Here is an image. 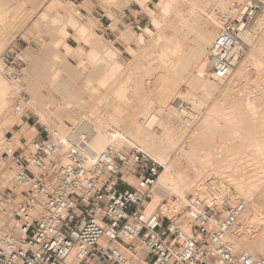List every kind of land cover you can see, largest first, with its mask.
Instances as JSON below:
<instances>
[{
  "label": "built area",
  "instance_id": "built-area-1",
  "mask_svg": "<svg viewBox=\"0 0 264 264\" xmlns=\"http://www.w3.org/2000/svg\"><path fill=\"white\" fill-rule=\"evenodd\" d=\"M261 4L228 0L218 12L208 48L212 80H227L248 49ZM13 46L0 54V74L17 80L22 60ZM27 103L17 93L14 111ZM57 132L40 124L31 139L21 135L14 143L10 134L0 141V264H264L263 256L238 252L228 239L244 211L241 201L195 196L172 216L147 211L160 163L112 141L91 152L85 134L76 140Z\"/></svg>",
  "mask_w": 264,
  "mask_h": 264
},
{
  "label": "bare ground",
  "instance_id": "bare-ground-1",
  "mask_svg": "<svg viewBox=\"0 0 264 264\" xmlns=\"http://www.w3.org/2000/svg\"><path fill=\"white\" fill-rule=\"evenodd\" d=\"M20 1L22 2V0ZM105 1L107 2V4L112 5L117 0ZM135 1L139 2L138 4L145 7L144 3H142L143 0ZM179 1L181 0H157L156 7L160 12L161 17L155 14L154 11L152 12V10H147L145 8L150 16L153 27L157 31L154 33V31L150 27H143L141 32L135 36L136 46L139 44L143 45L145 41L147 42L146 45L148 44L149 46H151L150 44L155 43L156 45L159 41L163 39L166 40L165 44L167 43V46L165 45L166 47L161 49L159 53L157 52V56L155 58L161 62V65H168L167 69L170 68L171 71L168 69L170 74L171 72L173 73V71L174 73L176 71L184 72L185 69L190 71V73L188 72L189 74L186 73L188 76H190V78L188 79L189 82H187L190 86L200 87L205 95L211 94L213 92L221 93L224 90L232 91L233 84L241 83V81L243 80L246 81V86L244 89H247V92H250L252 94L247 93L244 94L242 98H236V100H234V102L225 109L219 110L215 105H213L215 106V108L212 106L214 109H208L206 114H204L200 118L199 122H197L196 120L195 122H193V116H191V114L187 112L186 109H179L166 102L165 97L169 95V93L174 92V90L176 89L172 91V86L167 85V87L164 85L163 89L165 90V92L163 91V93L161 91L163 95L160 94L158 98V104L154 105L153 110H151L152 108H149V106H151L149 99H144L142 96L144 94L141 91L143 87L142 82L140 83L138 81L139 79L135 80V70H141L140 67L137 68V66L140 64H137L136 67H128V65L125 66L122 62H119L120 59H118L119 61L116 60V58L114 57V51L116 50H114V48L113 51L109 47H106L102 42H99L100 38L98 35L96 36L95 34L88 32L90 31L88 30V25L81 23L75 16H72L70 14L67 15L66 7L68 6L63 4L61 1L51 0L48 4L41 5L43 10L41 9L42 12L41 14H38V17L41 18L42 16L40 15L46 16L48 13L47 11L50 10L51 12V10H53L55 12V15H53V12L51 20L52 22H56L62 17V23L71 26L72 29L75 30L76 34L74 33V35L76 37L78 35V38L81 37L80 40L84 39L86 43H88L87 41L89 40L93 41V43L89 41L93 44V46L87 51V59L85 58L86 61L90 63L89 64L87 62L89 64L90 70L88 71L85 67L86 65L85 63H83L84 59L82 60V62L79 60L80 63L78 64H80V67L86 68L85 70H87L88 72L84 73V69H81L80 71L83 70V72L79 77L78 75L77 77H70L73 80V85H69V83H64V80L60 78L62 81H64L62 82L57 77V71L53 70V68L51 67L53 64L47 65L43 62L41 53L34 59H32V56L28 57V52H25L28 59H30L28 67H25L23 70L26 72V91L29 94L28 103L25 105V108H33L34 110H36V112H38V116L41 115L40 117H42L44 114V118L47 117V120L51 122L52 125L45 123L47 120L44 123L48 126L54 125L53 127L57 128L58 130L57 134L61 136L70 135L72 139L77 140L80 138L81 134H85L86 139H84V141H86L88 149L91 152H98L108 142L112 141L119 147L137 146V148H140L142 151L148 153L152 158L160 163L162 169L155 184V190L152 200L147 204V211H154L156 207H159L162 213H166L171 216L173 212H175L177 206L184 205L185 203L187 204L188 200L192 199L195 196L203 199L205 202L217 200L222 203L225 202V197H228L231 203L226 202V204H232L236 202L237 199H241L240 201L244 205V211L239 217L237 223L228 233V239L232 242L236 251L249 252L255 255H258L256 254V252L259 251V253L264 257V188H262V190H258L260 183H263L264 185V116L262 115V111L257 109L256 105V100H264V35H260V37L257 38L256 42H253L256 27L260 25L259 23L260 20H262V18L264 17L262 16V14L264 15V13H257L256 22L253 24L247 36L249 47L227 79L228 83L226 84V86H222L221 84V86L223 87L222 88L218 83H221L223 81L211 83L208 80V77L210 75L208 74L209 72L206 69L209 63L207 48H209L217 32L218 12L226 9L228 0H209L214 5V7L210 11H207L204 5L202 6V4L197 3L198 1L189 0L191 7L189 8V16L187 18L182 17V15L180 16L178 14V11L176 10V3ZM187 1L188 0H186V2ZM258 1L262 3L260 6V9H262L264 7V3L262 0ZM29 2H31L29 4L31 6V4L37 1L29 0ZM29 2L27 1V3ZM23 3L26 2L24 1ZM88 7H90V3L86 5L85 9ZM37 8H39V5H37ZM68 11H70L69 8ZM199 11L205 12L206 16L204 17L205 20H203L201 23H198V20L200 18V16L198 15L200 14ZM171 12L176 16H179V18L177 16L179 20V23H177L178 26L173 24L172 22H166V18L169 16V14H171ZM45 16L43 19H45ZM56 23L58 25L60 22L58 23L57 21ZM37 24L38 23L35 21L33 22L32 26L34 25L35 27L37 26ZM63 24L60 28H56L58 26L55 27L56 36H54V40L52 41V43L57 44V47L62 44L61 43L58 45V43L63 40L62 38L67 34V31L64 29ZM196 24V27L198 29L195 28V33H197L196 38L194 39L195 43L191 49L187 48V50H185V45H183L180 40L182 35L181 31L187 27L192 28L194 27L193 25ZM162 26H171L175 29L176 32L170 35H166L163 31L164 29H160L162 28ZM51 28L53 29V27ZM46 30H50V28H47ZM87 32L89 34H87ZM145 36L149 38L150 36H153L154 38L152 37V40H150L153 41V43L148 42L149 38L145 40ZM121 37L127 44L128 51H131V46H129V44L131 38L134 37V34L128 31H123L121 33ZM95 41H97V43ZM54 45L52 48H55ZM142 45L141 47H143L145 44L143 46ZM152 47H154V45H152ZM64 49L65 52L63 53V57L64 54L68 53L82 55L85 51H83L80 46L74 47L70 44H64ZM58 52H54L53 56L58 57L59 59V57L62 56ZM147 52V54L151 53L149 51ZM143 54L145 55L146 53ZM148 56L144 58H148ZM55 57L53 60L56 59ZM153 58L152 60L155 59ZM166 71L167 70H165V72ZM174 73L173 75H175ZM165 75L164 77L167 78V76ZM3 77L4 76L0 74V139H2V134L4 133L5 129L11 127L14 123L21 122L20 117H16L14 116V114L19 115L22 113L14 111L15 96L12 99L14 112H12L11 107L8 105L7 93L9 90V86L8 83L4 81ZM44 80H47V82H51V87L47 86L49 87L47 94H44L40 89L41 84H43ZM166 82H168V80ZM169 83L170 82H168V84ZM174 85L175 84H173V88L176 86ZM52 88L60 94V100L53 97V94L51 95L50 90ZM169 89H171V92ZM178 90L177 92L170 94V96H173V102H175L177 99H179L180 101L181 98H187L191 101L192 106H196L198 104L197 100L194 99L191 92L188 91L182 94L181 92H179L180 90ZM113 93H116V97L119 99V102L123 106L127 107L124 114L121 110H119L118 104H115V106H113L114 104L112 105V103L110 104V98ZM167 99H169V96H167ZM110 105L113 106V111L110 109ZM119 107L121 108V105ZM131 109L133 111L132 113H130ZM129 110L130 112L129 114H127ZM161 113L165 115L164 118H160ZM66 114L76 128L74 133H71V130H69L64 125L63 116H65ZM76 114L78 115L76 116ZM215 114H218V116H220L224 122H231L232 124L237 123L238 126L241 125L242 128L248 133V135L250 134V138H254L253 141L247 143V145L245 144L248 150L251 151L250 155L249 153H247L248 156L246 155V159L251 161L248 162L246 159L245 160L246 163L252 162L250 166L247 165V168L254 166L253 169H255V171H258L254 172L253 169L250 168L249 170L251 171L252 175L250 174V177L247 176V180L245 179V177H243L246 181L234 174H229V170L233 168V164L231 162L233 159L229 158V161L226 159V161H224L225 163H222L218 158L219 156L217 157V155H219L218 153H220L221 147L220 150L217 149V155H214L215 153H212L213 151H204L201 153L199 151L200 154H195V157L192 158V156L194 155L193 152L196 153V150H198L196 149V147L198 148L201 144H204L209 140V138H204V136L202 135V130L208 129V131L210 132L209 136L214 138L215 128L221 126L219 125V121L221 120L217 119L215 117ZM119 123H121V125L122 123H124L128 126V129L126 131L125 129L124 131H122V129H118V126H120ZM187 127H190L189 134L188 136H183L184 130ZM22 131L24 132L25 130ZM15 133L16 134L14 135H16V138L14 140V143H18L20 133ZM110 133L116 135L115 139L110 138ZM31 137H29V139ZM244 138L246 139V137ZM132 139H135V142H137L138 144L135 143L134 140L132 141ZM245 139H243V141H246ZM223 151L227 154L228 146H224ZM180 156L182 158H185L184 160L187 159L188 163L183 166H177L176 161L178 162V158L180 159ZM242 156L240 158H242ZM219 161L221 163H219ZM233 166L235 167V164ZM237 168L238 169L233 168L235 172L236 170L240 169L239 167ZM209 170H213L214 174L217 173V175L220 176L219 180H221L218 181V184L221 187L219 188L221 189L219 190L221 191V193H218V189H215V187L213 186V183L215 181L213 182V180H211L212 176L208 177ZM129 182L131 184H135V180L132 178H129ZM226 182H231L234 184V194L228 193V190L226 191V189H223ZM172 193L176 194V201L170 200L169 196ZM189 195L191 196L189 197ZM164 197L168 198L167 203H164L162 201L164 200ZM251 226L255 227V230H252V233H248V227Z\"/></svg>",
  "mask_w": 264,
  "mask_h": 264
},
{
  "label": "rangeland",
  "instance_id": "rangeland-1",
  "mask_svg": "<svg viewBox=\"0 0 264 264\" xmlns=\"http://www.w3.org/2000/svg\"><path fill=\"white\" fill-rule=\"evenodd\" d=\"M19 1L20 0H4V1L0 0V54L3 53L8 48H10V47H12L14 45L13 47H15V49H16L18 58H20L22 60V74L17 80H10V79H8L6 77H3L4 81L6 83H8V86H9V90H8V93H7V101H8V105L11 107L12 112H14L13 111V103H12L13 101H12V99H13L14 96L16 97L17 93H19V92L25 93L26 97L29 98V94L26 91V86H27L26 80H25L26 72L23 71L24 68L28 67V65L30 63V59H28L29 56L30 57L32 56L31 58L34 59L37 55H39L41 53V56L43 58V62L45 64H47V65L53 64L51 67L53 68V70L57 71V75H58L57 77L59 79L61 78L62 80L65 81L64 82V81H62L60 79L62 82H64V83L67 82V83H69V85L70 84L73 85V83H72L73 80L70 78L71 76H73V77L76 76L77 77V75H78V77H79L81 75V73L83 72V70L80 71L81 69H84V73H87L90 70V68H89V64L90 63L88 61H86V59H87L86 53L93 46V44H92L93 41L89 40L92 43L87 41L89 43L88 44V43H86V41L83 38H82L83 40H80L81 37L78 38V35L76 37L74 35L75 30L72 29L71 26L62 23L63 22V21H61L62 17H61V19L57 20L58 23L60 22L58 25L56 23L57 21L56 22H52L51 21L52 20V16L55 15V12L53 10H51V12H50V10L47 11L49 14L47 13L46 16L45 15H40L42 17L41 18L38 17L39 16L38 14H41V12L43 10L41 5L48 4L51 0H36L37 2H34L35 4L32 2L33 4H31V6L29 5L31 3V2H29V0H22V2L21 1L19 2ZM24 1L26 3H23ZM27 1L29 3H27ZM58 1H61L63 4L68 6V7H66L67 15L70 14L72 16H75L81 23H83L85 25H88V30H90L88 32L92 33V34H95L96 36L98 35L99 38H100L99 42H102L106 47H109L112 50H113V48H114V50H116V51L113 50L114 51V57L116 58V60L120 59V61L119 60L118 61L122 62L125 66L128 65V67H136L137 64H140V65L137 66V68L140 67L141 70L140 69L135 70L136 71L135 80L139 79L138 81L140 83L142 82V85H143L142 89L143 90L141 89V91L144 93L142 96H143L144 99L145 98L149 99V102H150V105H151V106H149V108L150 109L152 108L151 110H153V106L154 105L158 104V102H159L158 98H159L160 94H162L161 91L165 92V90L163 89L164 85L165 86H167V85L172 86V91L174 89H176V90H174V92H171V89H169L171 93H169V95H167V96H169V99H167V96L165 97L166 98V102H168V104H170L172 106H175V107H177L179 109H181V108L186 109V111L189 112L191 114V116H193L192 117L194 119V120H192L193 122H195V120L197 122H199L200 118L204 114H206V112L210 108H213V107L215 108V106H216V108L219 109V110L225 109V108L229 107L231 105V103H233L234 100H236V98H239V97L242 98L244 96V94H247V93L252 94L250 92H247V89L246 90L244 89L245 86H246L245 85L246 81L243 80V81H241V83L233 84V90L232 91H225L224 90L221 93L213 92L211 94L205 95L203 93V90L200 87H193V86L189 85V83H188L189 80L188 79L190 78V76H188L187 74H189L190 71H188L187 69H185V70L182 69V70H184V72L183 71H181V72L180 71H176L174 73V71H173V73L175 75H173L172 72L170 74V72H169L170 68H168L169 70L167 69L168 65L167 66L161 65V62L158 59L155 58L157 56V52L159 53V51L161 49H163L164 47L167 46L166 45L167 43L165 44L166 40L163 39V40L159 41L156 45H155V43L154 44H150L151 46H149L148 44L146 45L147 42L145 41L144 42L145 45L143 44L144 46L142 44H139V45H137L138 46L137 47L136 46V41H135V36L138 35L141 32L143 27H145V26L150 27L154 31V33L157 31L153 27V25L151 23V20H150V16H149L148 12L146 11V9L147 10H152V12L154 11L155 14H157L159 17H161L160 12H159L158 8L156 7L157 0H154L153 4H151L149 7H146V6L143 7V5L138 4L139 2H137L135 0H117L112 5L107 4V2L105 0H104V2H103V0H82V2L80 3V8L75 6L72 3L71 0H58ZM188 1L186 2V0H184V1L181 0V1L176 3V8H177L176 10L178 11V14L180 16L182 15V17H186V18L189 16L188 11H189V8L191 7L190 1H192V0H190L189 2ZM196 1H198L197 3L202 4V6L204 5V7H205V9L207 11H210L214 7L212 2H210L209 0H196ZM262 1L264 3V0H262ZM89 3H90V7L85 9L86 5L89 4ZM142 3H143V1H142ZM37 5H39V8H37ZM32 7H34V8H32ZM68 8H69L70 11H68ZM263 11H264V7L262 9H260L258 12L262 14V13H264ZM53 12H54V14L52 15ZM197 13H198V11H197ZM199 13L200 14H198V15L200 16V18L198 20L199 21L198 23H201L203 20H205L204 17H206V16H205V12H203V11L202 12L199 11ZM49 15L51 16V18H50ZM44 16H45V19H43ZM177 16L174 13L171 12V14H169V16L166 18V22L167 23L172 22L173 24L178 26L177 23H179L178 22L179 21L178 20L179 16H178V18H177ZM262 16H264V15L262 14ZM263 18H262V20H260V23H259L260 25H258L256 27L255 37L253 39V42H256L257 38H259L260 35L261 36L264 35V19ZM183 20H185V19H183ZM35 21L38 24H37V26L34 27V25L32 26V24ZM62 24L64 25V29L67 31V34H66V36H64L62 38L63 40H61L60 43H58V45L62 43L61 45H63V46L59 45L57 47L56 46L57 44L54 43L55 44L54 45L52 43V41L54 40V36H56L55 35L56 34V32H55L56 28L62 27ZM89 25H90V27H89ZM56 26H58V27H56ZM193 26L194 27H192V28H188V27L187 28L184 27L185 29L182 28L183 30L181 31L182 35H181V39L180 40H181V43L183 45H185L184 46V48H186L185 50H187V48L191 49L193 47L194 43H195L194 39L196 38V35H197V33H195L196 32L195 28L196 29H198V28L196 27L197 24L193 25ZM51 27H53V29L55 27L56 28L53 30ZM47 28H50V30H46ZM193 28H194V30H193ZM160 29L161 30L164 29L163 31H164V33L166 35H170V34L176 32L175 29L173 27H171V26H165V27L162 26V28H160ZM123 31H125V32L128 31V32H131L132 34H134V37L131 38L130 44H129V46H131V51H128V49H127L128 46H127V44L125 43V41L121 37V33ZM88 32H87V34H89ZM188 32H191V33H188ZM51 34H53V35H51ZM186 34H187V36H186ZM152 37L150 36V38H149V37L145 36V38H146L145 40H147L149 38L148 42L149 43H153V41H150V40H152L151 39ZM62 41L64 42V44H70V45H72L74 47L80 46L83 49V51L85 50L84 52L82 51L83 52V54H82L83 58H82V55H77L75 53L64 54V57H63V53L65 52L64 51L65 49H64V44H63ZM95 42L97 43V41H95ZM98 44H96V45H98ZM251 44H252V42H251ZM53 45H54L55 48H52ZM141 45L143 47H141ZM152 45H154V47H152ZM139 47H140V50H142L143 52L139 50ZM145 50H146V52H145ZM147 51L151 52V53H149L150 55L147 54L148 53ZM25 52H28V57L25 54ZM54 52H58L62 57H59V59H58V57L53 56ZM141 52H142V57L144 55L143 53L147 54V55L145 54L144 57H146L148 55L150 57L148 56V58H144V57L142 58L141 57ZM151 55H153V56H151ZM76 56L78 57V60H77ZM117 56H118V58H117ZM54 57L56 58L55 60H53ZM152 58L154 60H152ZM79 60L81 62L83 60V63H85V65H86L85 67L87 68L88 71L85 70L86 68L80 67V64H78V63H80ZM138 62H140V63H138ZM250 67H248V68H250ZM160 68H162V69H160ZM206 69L208 70V72H209L208 74L210 75L209 63H208V66L206 67ZM165 70H167V71L165 72ZM145 71H147V72H145ZM176 73H177V76H176ZM164 75L167 76V78L164 77ZM140 78L141 79L143 78V79L141 80ZM166 79L168 80V82H170L169 84H168V82H166L167 81ZM208 80L211 83L219 82V81L212 80L210 78V76L208 77ZM251 80H252V77H251ZM173 81H175V82H173ZM47 83H49V84H47ZM50 83L51 82H47V80L46 81L44 80L43 84H41L40 89H41V91L44 94L45 93L47 94V91L49 90V87H51ZM227 83H228V80L227 81H223V82L218 83V84H220V86H221V84H222V86H226ZM173 84L176 85V86L174 85L175 86L174 88H173ZM47 86H49V87H47ZM242 86H243V88H242ZM153 88H154V90H153ZM177 90L179 92H181L182 94H184V93H186L188 91L191 92L192 96L194 97L195 100H197L198 104L197 105L195 104L196 106H192L191 101L189 99H187V98H181L182 101L181 100L179 101V99H177L175 101L176 103L173 102V100H174L173 96H170V94L177 92ZM50 91H51V95L53 94L52 95L53 97H55L58 100L61 99L60 94L55 89L52 88ZM149 92H150V94H149ZM113 94H115V95H113ZM113 94H112V96L110 98V104L111 103H112V105L114 104L113 106H115V104H118L119 106L121 105V108L119 106H118V108L124 114V112L126 111L127 107L123 106L119 102V99L116 97V95H117L116 93H113ZM220 94H224V95H220ZM151 102H153V103H151ZM256 103H257L256 104L257 105V109L262 111V115L264 116V100L263 101L256 100ZM112 105H110V109L111 110L113 108ZM213 105H215V106H213ZM135 110H136V108H135ZM135 110H134V112H135ZM129 112H130V110L128 111L127 114H129ZM132 112L133 111L131 109L130 113H132ZM38 115H39L38 112H36V110H34L33 108H31V107L24 108V110L22 111L21 114H19V115L14 114V116L20 117L21 122L20 123H14L11 127H8L7 129H5V131L2 134V136L4 137V135L8 136V135L11 134L14 137V138L12 137V139L14 141L15 138H16L15 137L16 135H14V134H16L15 132H18V133H20V136L22 135V136H25L27 139H29V137L34 136L36 134V130L32 126V123H35L36 127L39 130H40V124L41 125H46L45 123H47L49 125H52V123L47 120V117L44 118V114H43L42 117H40L41 115L40 116H38ZM77 115L78 114H76V116ZM161 117L164 118L165 115L161 113L160 118ZM215 117L217 119L221 120V121H219L220 122L219 125H221V126L218 125L219 127L215 128L214 138L209 136L210 132L208 131V129L202 130V135L204 136V138L205 139L209 138V140H208V142H205L204 144H201L199 146V147L202 146L201 148H199V147L197 148L196 147V149H198V150H196V153L193 152V150H192V152L194 154L192 156V158L195 157V154L199 155L201 152H204V151H206V152H212L213 151L212 153H215L214 155H217V153H218L217 151L220 150V147H221L220 153H218L219 155H217V157L219 156L218 158L221 160V162L225 163L224 161H226V159L229 161V158H231V159H233L231 161L232 164L233 165L235 164V167L233 165H232V167L236 168V169H238L237 167L240 168L239 170H236V172H235V170L233 168H231L229 170V174L231 173V174H234V175L242 178L243 180H245V179L247 180L248 179L247 176H249L250 174L252 175V173H251V171L249 169L250 168L253 169L254 166H251V167L247 168V165L250 166V164H252V162L248 163L251 160L249 161L248 159H246L247 156H248L247 153H249V155L251 153V151L248 150L246 145H247V143L253 141L254 138L251 139L250 138L251 137L250 134L248 135V133L242 128L241 125L238 126L237 123H235V124L233 123L232 124L231 122H224L222 120V118L220 116H218V114L217 115L215 114ZM63 122L67 123V125H70V124L73 125V122L68 118L67 114L65 116H63ZM119 125L120 126H118V129H122V131H124V129H125V131L128 129V126L125 125L124 123H122V125H121V123H119ZM190 126H191V124H190ZM22 130H25V131L23 132ZM189 130H190V127H187L184 130V135L183 136H188ZM126 134H128V133H126ZM243 136L246 137V139ZM243 139H245L246 141H243ZM1 140L2 139H0V141ZM133 140H134V142L136 141L135 139H132V141ZM135 143H137V142H135ZM241 144H243V145H241ZM224 146H228V153L227 154L223 151ZM246 150H248L250 152H248ZM199 151H200V153H199ZM242 155L244 157L246 155L247 156L244 158ZM241 156H242V158H240ZM184 159L185 158H182L180 156V159L178 158V162L179 163L176 161L177 166H179V165L183 166V165L187 164L188 163L187 159L186 160H184ZM245 159L248 161L247 163H246ZM249 159H250V156H249ZM221 162L219 161V163H221ZM241 163H242V165H241ZM245 168H247V169H245ZM212 171L213 170H209L208 171V173H209L208 177L212 176L211 180H213V182L215 181L213 183V186L215 187V189H218V191H217L218 193H221V191H219V190H221V189H219L221 187L218 184V181L221 180V179L219 180L220 176H218L217 173L214 174V171L213 172ZM225 171H228V170H225ZM249 171H250V173H249ZM253 171L256 172L258 170L255 171V169H253ZM243 177H245V179ZM214 179H217V180H214ZM119 188L122 189L123 187L119 186ZM262 188H264V185H263V183H260L258 190H262ZM223 189H226V191L228 190V193H231V194L235 193L234 184L231 183V182H226V184H224V188ZM190 196L191 195H189V197ZM169 198L172 201H176L177 200V196L174 193L170 194ZM163 199L164 200H162V201L164 203L168 202V200H167L168 198L167 197H164ZM240 200L241 199H237V201H240ZM224 201L228 202V203H231V201L229 200L228 197H225ZM185 204L177 206L178 209L176 208L175 212H173L172 215H174L176 212H178L181 209H183L186 206ZM154 210L155 211H161L159 207H156ZM249 228H251V229H249ZM248 230H249L248 233H252V230L254 231L255 227H252V226L248 227ZM256 254L261 255L259 253V251H257Z\"/></svg>",
  "mask_w": 264,
  "mask_h": 264
},
{
  "label": "crops",
  "instance_id": "crops-1",
  "mask_svg": "<svg viewBox=\"0 0 264 264\" xmlns=\"http://www.w3.org/2000/svg\"><path fill=\"white\" fill-rule=\"evenodd\" d=\"M29 125H30V124H29ZM32 126H33V127L35 128V130H36V134H35V136L39 135L40 130L36 127L35 123H32Z\"/></svg>",
  "mask_w": 264,
  "mask_h": 264
}]
</instances>
